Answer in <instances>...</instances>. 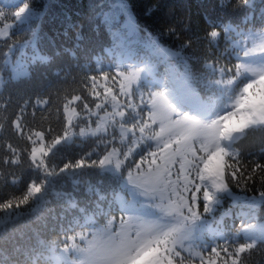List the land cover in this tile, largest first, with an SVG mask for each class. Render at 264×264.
Segmentation results:
<instances>
[{"label":"trees","instance_id":"obj_1","mask_svg":"<svg viewBox=\"0 0 264 264\" xmlns=\"http://www.w3.org/2000/svg\"><path fill=\"white\" fill-rule=\"evenodd\" d=\"M114 1L0 0V24L16 21L21 4L37 14L16 21L0 41V73L6 77L0 90V264H53L68 237L88 226L85 219L96 225L118 218L113 197L121 189L120 179L99 168L103 144L94 137L58 143L45 155L42 169L30 158L34 131H41L47 142L61 136L65 103L76 94L90 100L93 83L101 88L113 77L117 52L136 50L158 62L157 76L176 69L203 95L202 85L210 77L207 65L227 69L235 62L226 40L211 38L210 31L221 33L224 23H240L250 10L264 14V0H124L135 21L128 31L114 17ZM32 44L47 59L31 62L27 75L11 79L5 62L8 49L16 53ZM157 80L153 84L159 86ZM223 161L225 183L236 192L260 197L259 211L264 213V126L246 128ZM35 185L38 196L31 194ZM234 229L231 224L228 234ZM205 243V259L214 251H234L241 243L252 247L242 249L238 264H264V239L251 243L239 235L213 246ZM192 260L200 264L188 255L175 258V264Z\"/></svg>","mask_w":264,"mask_h":264},{"label":"rangeland","instance_id":"obj_2","mask_svg":"<svg viewBox=\"0 0 264 264\" xmlns=\"http://www.w3.org/2000/svg\"><path fill=\"white\" fill-rule=\"evenodd\" d=\"M248 1L251 2L252 0ZM25 5L21 4L16 11ZM113 6L114 17H120L122 19L121 24L127 26L128 31H132L135 24L134 15L127 2L115 0ZM36 15V11L26 5L24 11L19 16L16 15V21H22ZM249 17H251V13ZM16 21L8 20L0 24V41L9 36ZM224 29L228 34L227 41L235 48L237 59L235 73L231 75V80L228 82L231 86L219 87L222 83L219 78H216V86L206 91V96L198 95L199 99L196 98L197 96L194 98V103L191 106L194 111L187 113L186 117L192 122V129L184 137L185 142H190L192 146L183 151L182 154L176 143L180 140L179 136L170 138L160 136L159 124L152 119L150 114L152 105L143 102L148 100L146 98L143 100L136 98V96L142 97V92L139 89H137L139 90L138 94L132 92V80L120 82L123 80L121 74L127 75L129 72L124 67L119 68L115 77L107 81V85L103 87L104 101L91 105L77 94L68 99L64 105L66 129L61 136L47 142L43 139L41 131H37L31 138L33 144L30 157L35 166L40 169L44 156L57 143L104 134L110 123L116 121L117 126L119 118L125 113L126 108L132 109L145 104V108H149L148 112L136 123L135 131L128 130L124 125L118 124L117 127L120 131L118 138L121 142L129 134L126 144L123 145L120 154L115 146L101 154L100 161L106 159V162H100V167L112 172H121L120 167L124 157L130 154L137 143L148 140L153 142V146L157 143L160 144L154 152L155 158L153 155L151 157L153 163H149V166H142L125 177L129 196L122 204L125 208L124 217L117 223L119 224L121 221L131 223L137 218L150 216L172 227L166 217H161L160 211L155 205L161 202L166 205L174 204L176 203L177 192L181 195L187 193L185 205L178 214L179 223L175 225L176 232L172 242L167 243L165 248L161 249L164 256L167 257V264L175 262L180 249L191 251L190 245L182 242L190 240L192 236L198 238V241H204L206 240L205 235H210L214 227H222L225 215H232L230 211L232 208L235 210V215L240 216L238 222L240 228L234 229L231 235H235L239 230L243 235L251 236L255 240L264 239V213L259 211L260 199L257 196L253 199L251 196L236 192L225 183L222 176L224 161L221 155L223 145L231 143L245 128L264 126V23L261 24L260 22L258 25L247 27H237L231 23H226ZM217 32L219 33L218 30ZM9 51H13V49H8L5 61L13 79L27 75L31 62L47 58V54L41 52L35 44L21 46L16 53ZM142 69L146 71L149 69L150 71L149 64L144 63L137 70ZM139 79L140 77L136 83ZM5 80V75L0 73V90ZM236 83H238V92L241 85L247 84L248 86L244 89L243 96L236 94L234 98H231L232 90L235 88L233 85ZM258 85L259 87H257ZM176 86L181 88L182 84H176ZM162 91L172 108L175 103L180 106L182 100L179 96L175 93L170 96L167 93L170 92L168 88ZM225 111H229L235 117V127L227 131L217 130L211 141L196 142L192 139L193 133L202 132L206 126L205 121L198 119V116L208 117L210 121L207 122V125H211L213 117ZM179 116L184 117L185 115L179 114L176 119ZM153 125L157 126L156 129ZM165 143L168 144L166 149L164 148ZM161 167L164 169L162 174L168 178L167 187L157 184L152 188V195H145L147 183L139 178L145 172H152L154 168ZM215 183H223L224 187L216 188L214 187ZM173 187H175L176 192H172ZM33 188L36 189L37 186L31 187V194L38 196L37 189L32 191ZM205 193H208L211 199L206 200ZM226 197L229 199L227 200ZM197 203H199L198 209ZM234 204L239 206L233 207ZM110 228L111 225L108 223L100 227L85 228L70 240L69 248L74 250L76 257L59 256L55 264H105L107 260L100 241L107 239ZM236 249L237 247H235V251ZM192 251L195 249L192 248ZM228 251L231 253V250ZM235 259H237L236 256L229 257V264H235ZM208 264H215V261L208 262Z\"/></svg>","mask_w":264,"mask_h":264},{"label":"clouds","instance_id":"obj_3","mask_svg":"<svg viewBox=\"0 0 264 264\" xmlns=\"http://www.w3.org/2000/svg\"><path fill=\"white\" fill-rule=\"evenodd\" d=\"M218 35L216 29L210 31L209 36L215 39ZM247 84L241 85L240 91L237 93L239 96L244 95V89ZM259 87V85L257 86ZM168 103V102H167ZM155 115L152 117L160 127V136L162 138H170L172 136H179L180 140L176 143L179 146L181 154L183 151L191 148L190 142H185V135L188 132V126L191 125V121L179 116L177 119H173L174 109H168L167 111H162L160 107L156 106L152 108ZM212 127L210 129H205L202 132L193 133L192 139L196 142L209 141L208 133L212 136L217 130L227 131L228 129L235 127V117L231 115L229 111L222 112L211 121ZM211 151V149H209ZM164 169L154 168L152 172H145V174L139 179L143 180L145 178H151L150 182L147 183V190L145 195H152V188L159 184L167 187L168 178L162 173ZM174 183V182H173ZM145 186V185H142ZM172 192H176L175 187L172 188ZM187 198V193L181 195L176 193V203L174 204H164L163 202L156 204L155 207L159 209L161 217H166L169 224H163L159 219L150 216L137 218L133 222L125 221L123 223H117L114 218H109L108 225H111L109 229L108 237H118L123 236L127 242V251L131 255L137 252L138 248L141 250H146L152 247H158L159 249H164L167 243L172 242V238L176 232L175 225L179 223L178 214L181 212L185 205V200ZM199 208V203L196 205ZM154 260L155 264H167V257L164 256L162 251H156L152 253L149 261H144V264H150V261ZM105 264H108L106 261ZM133 264H141L140 260H134Z\"/></svg>","mask_w":264,"mask_h":264},{"label":"snow or ice","instance_id":"obj_4","mask_svg":"<svg viewBox=\"0 0 264 264\" xmlns=\"http://www.w3.org/2000/svg\"><path fill=\"white\" fill-rule=\"evenodd\" d=\"M24 7H26V5ZM24 7H21L20 9H18L15 15L19 16L20 13L24 11ZM138 74H139L138 70H130L127 73V75L121 74L123 76V80H120V82H124L128 80L134 81L137 78ZM196 98L199 99L198 96ZM143 102L151 104L152 108L158 106L160 107L162 111H167L168 109H172V106L167 103V99L163 91L153 92L151 94V97L147 101H143ZM150 114L152 115V117L155 115L153 111H151ZM186 117H187V114L185 113V116L183 118H186ZM211 127L212 125H207L205 126V129H210ZM191 129H192V125H189L188 131H190ZM208 135H209V141H211L213 136L211 133H208ZM167 147H168V144L165 143L164 148L166 149ZM161 151H164V149H161ZM152 155L155 158L156 154L153 153ZM100 162L105 163L106 159ZM153 162L154 161H148V163H153ZM150 180L151 178H145L143 179V182L148 183L150 182ZM214 187L222 188L224 187V184L215 183ZM32 191H36V189L33 188ZM205 199L206 200L211 199V196L208 193H205ZM193 215H195V213H193ZM121 223H123V221H121ZM100 245H101L102 251L105 255V258L108 264H133L134 260H140L141 264H144V261H149V258L151 257L152 253L156 251H161V249H159L158 247H152L146 250H141V248H138L136 253L129 255L127 251L126 239L123 236H119V234H118V237H109L107 239L101 240ZM251 247H252L251 244L240 245L239 247H237L235 252H231V253L224 251V250L214 251L209 257H207V259H205L203 255L200 256L199 258L200 264H208L209 261H215V264H229V260H228L229 255L235 257L236 252H241L242 249L251 248ZM221 252L225 253V257L223 261H221L220 259ZM150 264H155V261L154 260L150 261ZM190 264H194V261L193 260L190 261Z\"/></svg>","mask_w":264,"mask_h":264}]
</instances>
